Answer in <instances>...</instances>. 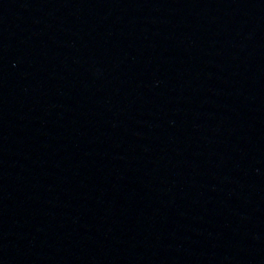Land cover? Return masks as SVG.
Instances as JSON below:
<instances>
[{
    "label": "water",
    "instance_id": "water-1",
    "mask_svg": "<svg viewBox=\"0 0 264 264\" xmlns=\"http://www.w3.org/2000/svg\"><path fill=\"white\" fill-rule=\"evenodd\" d=\"M0 264H264V0H0Z\"/></svg>",
    "mask_w": 264,
    "mask_h": 264
}]
</instances>
